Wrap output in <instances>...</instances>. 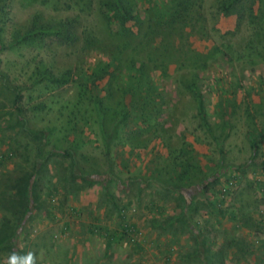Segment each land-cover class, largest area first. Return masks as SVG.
Returning <instances> with one entry per match:
<instances>
[{
	"label": "rangeland",
	"instance_id": "obj_1",
	"mask_svg": "<svg viewBox=\"0 0 264 264\" xmlns=\"http://www.w3.org/2000/svg\"><path fill=\"white\" fill-rule=\"evenodd\" d=\"M263 164L264 0H0V264H264Z\"/></svg>",
	"mask_w": 264,
	"mask_h": 264
},
{
	"label": "trees",
	"instance_id": "obj_2",
	"mask_svg": "<svg viewBox=\"0 0 264 264\" xmlns=\"http://www.w3.org/2000/svg\"><path fill=\"white\" fill-rule=\"evenodd\" d=\"M52 31V30H49ZM54 31H59L55 29ZM60 33V32H59ZM57 81H60L59 78H56ZM63 81V80H62ZM12 90L15 92V104H18L21 101L22 98V92H21V86H14L11 87ZM21 111V108H19ZM20 123L23 129L31 135L32 138L36 140H40V150L41 153V145L45 142L47 139V136L50 132L49 129H41V130H34L28 127L27 120L25 118H20ZM55 153H60L65 156H71L73 159V169L77 171L76 167V161L74 159V152L72 149L67 148L65 150L56 149L54 151ZM264 168V164H263ZM74 171V172H75ZM79 177L86 178L87 175L85 174H78ZM35 176V172L25 173L23 176H20L17 178L16 181L12 182L10 186V189H6L3 192L0 193V204L2 207H5L10 212L13 213V215L16 216V214H22L20 219L25 218L29 213L33 211V209L36 207L35 201L32 196V181ZM90 180L95 182L97 179L94 178V176L90 175ZM10 190H13V192H10ZM33 202V203H32ZM18 225L17 226H9V224L5 225L4 232H2V237L0 239V249L7 245H14V239L17 237L18 234ZM126 236V233L124 231L121 236H108L109 242H112L115 239H123Z\"/></svg>",
	"mask_w": 264,
	"mask_h": 264
},
{
	"label": "clouds",
	"instance_id": "obj_3",
	"mask_svg": "<svg viewBox=\"0 0 264 264\" xmlns=\"http://www.w3.org/2000/svg\"><path fill=\"white\" fill-rule=\"evenodd\" d=\"M5 264H37V256L33 251L21 253L13 249L6 257Z\"/></svg>",
	"mask_w": 264,
	"mask_h": 264
},
{
	"label": "built area",
	"instance_id": "obj_4",
	"mask_svg": "<svg viewBox=\"0 0 264 264\" xmlns=\"http://www.w3.org/2000/svg\"><path fill=\"white\" fill-rule=\"evenodd\" d=\"M232 184H233V182L231 181V182H230V185H227L226 187H224V191L228 192ZM127 231H128L129 233H131L132 230H128V229H127Z\"/></svg>",
	"mask_w": 264,
	"mask_h": 264
}]
</instances>
